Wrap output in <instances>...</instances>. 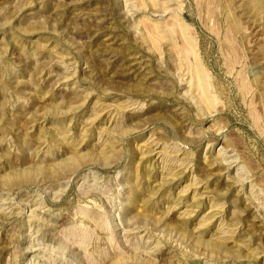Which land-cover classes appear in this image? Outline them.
I'll return each mask as SVG.
<instances>
[{"label":"rangeland","instance_id":"rangeland-1","mask_svg":"<svg viewBox=\"0 0 264 264\" xmlns=\"http://www.w3.org/2000/svg\"><path fill=\"white\" fill-rule=\"evenodd\" d=\"M0 264H264V0H0Z\"/></svg>","mask_w":264,"mask_h":264}]
</instances>
